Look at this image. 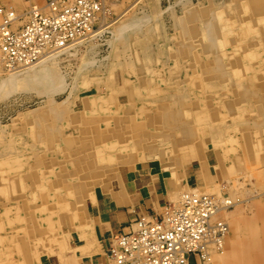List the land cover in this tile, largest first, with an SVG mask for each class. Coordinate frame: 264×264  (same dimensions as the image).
<instances>
[{
	"label": "rangeland",
	"instance_id": "rangeland-1",
	"mask_svg": "<svg viewBox=\"0 0 264 264\" xmlns=\"http://www.w3.org/2000/svg\"><path fill=\"white\" fill-rule=\"evenodd\" d=\"M105 4L108 9L104 24L106 28L86 42L61 52L47 65L40 79L33 80L30 72H23L19 77L21 80L10 86L4 80L8 73L0 71L1 164L6 159L15 160L16 155L19 157L17 165L21 161L28 163L30 160L34 165L41 164L40 157L46 160L53 156L58 161L53 164L59 175L56 181L75 182L80 186L83 179L81 174L70 173L76 168L75 159H82L83 163L98 160L104 168L105 165L100 163L103 156L109 158L117 148H120L118 151H123L124 145L144 141L146 137L143 125L148 116H158L156 106L170 96L174 100L179 99L178 93L179 96H187L186 91L197 76L200 58L204 54H199L200 58H194L193 54L198 52L196 49L199 46L190 42V39L194 36V39L207 42L209 47H216L219 37L215 32L216 16L234 14L232 0H105ZM203 5H207L205 13L201 7ZM23 22L17 24L21 25ZM260 27L264 30V25ZM260 35L263 36L258 32L254 39L261 42ZM227 51L221 48L214 52L218 67H215L216 72L213 73L219 72L224 77L219 96L213 95L208 100L218 112L222 111L219 100L234 98V95L241 92L244 96L254 95L258 101L260 95L264 97V89H258L259 92L251 90V82L257 83L254 77L232 75L234 69L231 70L228 66ZM229 51L234 55L243 53L235 47ZM257 68L264 72V63ZM148 80H153L151 84L155 92L149 93ZM197 86L200 87V84H195L193 91H198ZM138 92L144 98L135 97ZM254 92L260 94L256 97ZM90 94L104 104H97V109H92L97 110L95 120H91L92 111L86 110L81 104L83 98L89 100ZM203 96L205 97L204 94ZM106 107L112 110L100 112ZM261 111L259 107L249 114H243L245 116L242 115L238 122L229 124H226L227 117L224 115H215L218 123L233 128L231 137L228 134L227 139H223L226 132L220 139L223 141H217V144L213 142L211 135H206L204 139L208 145L206 151L212 150L219 155L213 168L217 188H206V191L219 193V196L227 195L235 204L223 214L229 226L234 223L237 230L230 227L222 264H264V115ZM126 120H130L129 124L124 122ZM98 122V134H102L95 139L92 125ZM117 122L121 123L119 129L113 131L116 135L108 136L112 130L103 125L110 126ZM182 125L185 126L184 129H189V137L194 138V126L187 122H182ZM154 132L151 135L156 134V140L166 139L161 128ZM103 134H107L104 136L107 138H102ZM245 136L249 139L260 138L261 146H254V140L252 144L250 140L247 143ZM115 139L119 143L114 144ZM169 143L170 149L175 150L174 138ZM105 146L112 147L102 149ZM136 163L131 162L129 166L121 163L117 169L119 173L125 172ZM88 179V184H94L93 178ZM7 197L9 194L1 187L0 210ZM89 202L87 200L90 210ZM4 216L0 214V235L5 232L3 227L8 215L6 218ZM9 216L12 219L14 212ZM248 221H254L256 230L259 229L255 237L249 238L253 245L246 251L247 232L243 225ZM14 224L20 228L25 225L19 222ZM61 228L63 239L55 241L51 247L40 240L36 242L37 248L35 245L33 248V253L39 256L36 264H49V261L56 264L58 259L53 254L71 253L72 247L83 243L84 238L78 234L77 226L66 223ZM232 238H236L233 246L239 245L236 254L229 251ZM3 249L2 246L0 264H28L14 247L7 253ZM218 259L216 264H220Z\"/></svg>",
	"mask_w": 264,
	"mask_h": 264
},
{
	"label": "bare ground",
	"instance_id": "bare-ground-1",
	"mask_svg": "<svg viewBox=\"0 0 264 264\" xmlns=\"http://www.w3.org/2000/svg\"><path fill=\"white\" fill-rule=\"evenodd\" d=\"M22 1L23 4L25 2L26 7L21 12L17 11V9H14L11 4L9 5L0 3V8L3 10L0 12V33L5 14L7 12L14 13L16 20L12 22L11 28L17 29L25 24L32 9L47 10L46 5L48 4L49 0H43L44 3H41V5H36L34 3L31 4L30 0ZM102 2V9L98 13L100 19L96 25L97 28L99 27L98 31H96L97 28L91 30L89 34L84 36L80 41L76 42L73 46L82 42H86L106 28L104 24H106V10L108 9L106 8L105 0H102ZM206 6L207 5L201 6L204 10L203 13H205L207 10ZM232 7V11H234L233 15L221 14L216 16L217 23L215 32L218 33L219 36L216 47L214 46V48H211L207 42L194 39V36L190 39V42H195V45L199 46V48L196 49L198 52L193 54L194 58L197 56L200 58L203 56V54L204 57L200 58L198 73L195 72L197 76L195 79H193V84L187 89V96H184L183 94L179 96L180 93H178L179 99L174 100L170 96L169 99L156 106L159 110L158 116H154L155 118L148 116L147 122L144 123L145 126L143 125L146 139L141 141L140 144L132 143L129 145H124L123 151H118L120 148H117V151L113 154H110L109 158H105L103 156L100 163L105 165L104 168H102L98 160H95V162H93L94 160H88L87 163H83L82 159H75V163L77 164L76 168H74V171H71L70 173H76L78 175L81 174V179H83L81 180L80 186H78L75 182L70 183V181H56V177L59 175L56 172V167H54L53 164L57 163L58 161L54 160L56 158L53 156H49V158L46 160H43L40 157L39 160H41V164L37 165H34L33 162L31 163V160L28 161V163L21 161V164L17 165V160L19 158L17 155L14 156L15 160L6 159L2 164L0 163V188L2 187L3 190L9 194V197H7V200L4 203V207L0 210V214L5 215V218L6 215H8L5 221V226L3 227L5 232L0 235V244L4 248L3 251L5 250L7 253L8 250L11 251L12 247H14L19 251V254L23 255V258H25L24 260L28 261V264H36L39 260V256L33 253L34 245L36 247V242L40 240L46 246L51 247L55 241L62 240L63 231H61V225L70 223L79 228V235L86 233L91 229L90 222L92 216L89 214V205L87 200H90L89 204L96 202L98 196V193H95V190L97 189L96 187L102 189L103 191L113 190L112 192H114L117 190L118 186L120 185L119 170L117 169V166L121 163L129 166L131 162H159V164L163 163V166H165L164 168L169 170L170 173H173L174 169L177 168V154L176 149H173L172 151L170 149L171 146L168 145H170L169 142H171L172 138H175L176 129L180 123L187 122L194 124L196 126L198 142L200 143L202 139L205 138L206 134H209V131L211 130L210 128H212L210 124L211 121L207 119V114L209 112H213V114H209V116H213L214 118V127L212 128V132L217 144L218 142H222L223 139L226 140L228 134L229 137H231L230 132L233 128L227 126V135L222 140H220L222 138L220 133L221 131L219 130L218 126L220 123L217 122L215 115L222 114L227 117V120H225L226 124L238 122V120H241V118L245 116L243 114H249L252 110H257L259 107L260 110H262L261 113L264 115V97L261 95L259 96V101L255 99L254 95L244 96V94H242L243 92L234 95V98L227 97L225 100L221 99L219 100L222 106L221 112L215 111L211 101L208 100L213 95L219 96L218 93L222 89V86L220 85L222 84L224 75L219 74V72H217V74L213 73L216 72L215 67L217 66L214 52L220 50L221 48H224V50H228L227 52H229L227 53L229 59L228 66L231 70L234 69L232 75L239 77L245 74V76H249L248 78L254 77V79L257 80V83H255L256 81L251 82V90L258 91L259 89L261 91V89H264V72L260 70L261 68H257L260 64L262 65V63H264V30H262L260 27L264 25V23L262 24L264 20V0H232ZM20 21H24L23 24H17ZM192 26L195 27V25ZM258 32L263 34V36L260 35L261 42L258 39H254V37L258 36ZM192 33L195 32H190V34ZM73 46L64 50L53 52L32 64H20L18 66L13 65V67H6L1 62L0 71L4 70L6 71V74L8 73L4 79L5 83L8 82L11 86L14 82L21 80L19 77H21L23 72L26 74L27 72H30V74H32L30 76L34 77L33 80L40 79L43 73H45L47 65L53 62L61 52L68 51L72 49ZM233 47L241 49L243 53L240 55H234L232 52L230 53L229 50H231ZM0 53H2L1 47ZM1 59H3V55ZM194 61L198 62L197 59ZM24 77L26 76L24 75ZM148 81H150V83L148 82L149 93L155 92V88L151 84L153 80ZM195 84H200V87L197 86L199 88L198 91H193L192 89L195 87ZM255 94L257 97L260 93ZM89 97V100L83 98V100H81V104L87 108L86 110L92 111L91 120H95V118H97L95 111L97 110L92 109H97V104L103 106L104 104L96 100L92 94H90ZM135 97L144 98L141 92H138ZM111 110L112 108L106 107L100 112L107 113ZM85 119L89 120L88 117ZM124 122L129 124L128 122H130V120H126ZM120 123L117 122L116 124H111V127L103 125V127L110 128L112 130L110 133L108 131V136L113 137L116 135L113 131H117L119 129ZM99 125L100 122L92 125V131H94L95 139H97V137L100 138V134H102H98V129H100ZM160 128L165 132L166 139H157V141L155 138L157 135H151V132H157V130ZM95 134H97V136H95ZM105 135L107 134H103L102 138ZM169 136H171L170 139ZM246 137L247 136H245V138ZM115 140L113 142L114 144L119 143L118 139ZM249 140L251 144L254 140V146L260 147L262 144L260 138L258 139L255 137V139H249L247 137L246 142L249 143ZM109 147L112 146H105L102 147V149ZM100 166L101 168L97 169V167ZM131 166L133 167V165ZM88 178H93L94 184H88ZM263 183L261 182V185ZM216 185L217 183L215 179L209 180L206 188L216 189ZM74 188H77L78 190H74ZM206 188H186L185 190L180 191L178 196L174 198L173 202L169 204L179 205L184 200V198L191 193L195 195L206 194L214 199L218 205V208L212 215V220L225 222L227 225V230L221 240V245L217 248L211 247L208 249L204 264H216L215 261L218 258L220 259L219 263L222 264L224 260L222 258L225 257L224 254L227 238L230 234V227L237 230L236 224L231 223L229 226V223L223 214L235 204L233 200L229 198V196H219V193L212 194L207 192ZM112 194L116 197V193ZM167 205L168 204L164 206L163 211ZM163 211L159 214H162ZM12 212H14V216L11 219V216L9 215L12 214ZM15 222L25 225L21 228L15 227ZM243 227L246 228L245 231L247 232V241H245L247 244L245 245V249L248 251L253 245L249 238L255 237L259 228L256 230V224H254V221L245 222ZM37 231H39V234H36ZM235 239H231V246H229V251L233 254H236L239 250V245L233 246ZM78 248L81 250V247L79 246L77 248H72L71 253H59L53 254L52 256H55L59 260L60 263L58 264H74L75 255L79 251ZM243 253L247 252L243 251Z\"/></svg>",
	"mask_w": 264,
	"mask_h": 264
},
{
	"label": "built area",
	"instance_id": "built-area-1",
	"mask_svg": "<svg viewBox=\"0 0 264 264\" xmlns=\"http://www.w3.org/2000/svg\"><path fill=\"white\" fill-rule=\"evenodd\" d=\"M102 5V0H49L47 10L32 9L17 29L11 28L14 13L7 12L0 63L32 64L70 48L97 28ZM217 206L211 196L191 193L179 205L168 204L162 214L136 219L127 232L112 238L104 264H204L208 249L220 246L227 230L225 222L212 220Z\"/></svg>",
	"mask_w": 264,
	"mask_h": 264
},
{
	"label": "crops",
	"instance_id": "crops-1",
	"mask_svg": "<svg viewBox=\"0 0 264 264\" xmlns=\"http://www.w3.org/2000/svg\"><path fill=\"white\" fill-rule=\"evenodd\" d=\"M0 1L2 4H11L19 12L26 7L22 0H19L20 3L18 0ZM30 3L41 5L44 1L30 0ZM209 114L213 112L207 114L213 128L214 118ZM187 124L194 126L195 137H189V129H184L182 123L177 126L174 138L177 154L175 173L165 169L163 163L138 162L134 168L119 173L120 185L116 191H103L99 188L95 190L98 193L97 200L91 203L89 210L90 216L92 215L91 229L81 235L84 238L83 243L75 247L80 246L81 250L78 248L74 264L105 263L107 250L115 235L127 232L131 223L142 216L158 215L166 204L173 202L180 191L191 187L204 189L208 181L214 179L213 168L218 154L212 150L206 151L208 145L205 138L199 143L196 126ZM218 126L223 137L228 132V127L221 123ZM212 128L206 135L214 136ZM182 161L184 162L181 164ZM112 193H116V197ZM58 263L59 260L56 264ZM49 264H53L52 261Z\"/></svg>",
	"mask_w": 264,
	"mask_h": 264
}]
</instances>
